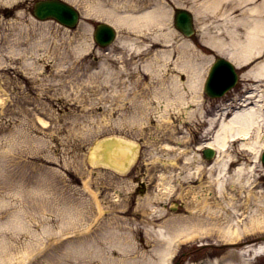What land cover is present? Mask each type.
Instances as JSON below:
<instances>
[{
	"label": "rangeland",
	"instance_id": "rangeland-1",
	"mask_svg": "<svg viewBox=\"0 0 264 264\" xmlns=\"http://www.w3.org/2000/svg\"><path fill=\"white\" fill-rule=\"evenodd\" d=\"M143 1L138 0L137 3L142 5ZM199 1L162 0L167 11L157 29L174 30L171 40L174 41V62L179 53L178 46L189 39L173 28L172 7L188 8ZM32 3L33 0L0 2V8H12L9 16L0 12V264H21L19 258L23 246L42 239L47 234L45 226L52 228L49 240L54 244L67 238L93 239L105 231L111 236L114 230L120 239L133 241L136 251L151 253L152 248L163 241L166 230L162 224L166 218L180 216L179 219L189 220L194 212L203 226L206 223L202 219L208 217L207 207L210 206L217 209V215L228 209V221L222 214L224 221L219 220L222 222L220 225L228 222L231 227L252 221L248 209L249 204H253V197L246 202L242 183L228 182L224 196H212L214 190H209L207 206L200 209L203 190L194 194L188 188L192 185L198 189V181L185 182L182 188L175 189L176 192L174 186H170L177 185V175L174 174L180 170V167L174 169L169 165L174 160V146H187L186 155L191 157L195 154L194 161L202 159L207 163L198 148L203 141L202 117L184 113L185 109H196V102L189 100L186 108L181 107L170 116L159 117L169 112V106L164 103L165 94L158 97L155 95L158 86L153 91L147 86L154 84L156 79L159 86L162 83L168 92L174 93L168 83V78L173 75L185 93L189 90L185 82L186 73L173 68L170 57L167 60L161 57L160 69L150 77L135 66V59L138 58V62L143 60L144 54L139 53L135 57L133 54L129 58L127 46L131 44L120 40L126 34L134 37L133 31L127 33L126 28L119 29V41L107 51H98L91 47L92 23L104 16H85L83 13L79 26L69 30L52 19L42 21L33 18L30 13ZM76 6L83 11L82 5ZM124 10V7L120 8V11ZM194 20L199 32L208 23H220L218 17L209 21L205 13L199 18L196 15ZM155 30L152 28V32ZM127 39L132 41L130 37ZM171 41L161 43L166 47ZM151 42L147 40L148 45ZM134 44L138 45L137 42ZM240 82L213 100L205 99L202 93V109L238 94L242 87L253 81L245 79ZM143 97L148 101L145 106L139 104ZM135 100H138L137 108L132 103ZM172 105L170 107L174 108V103ZM262 107L264 111V105ZM136 109L145 113L143 122L139 124L131 123L129 118ZM174 124L179 127L176 135L181 138L187 136L188 142H176ZM109 136L138 145L136 159L123 171L107 168L103 162L96 163L90 159L95 143ZM241 142L242 139L234 142L233 148ZM166 144L173 149L165 148ZM152 148L160 159H154L155 155L150 152ZM238 151L241 160L254 161L255 152L249 149ZM233 158L237 155L234 154ZM183 160L184 157L180 162ZM255 168L248 173H258V184H264L263 166L258 163ZM180 171L178 177L187 173L185 168ZM138 180L146 186L142 194L135 189ZM233 182L234 186L231 185ZM94 191L103 207L101 214L96 210ZM156 192L158 195L154 201L152 199V207L161 212L157 218L153 216L155 212L151 203L144 201V197L155 196ZM50 194L54 202L47 205ZM174 200L181 203L178 208L170 206ZM163 201H168L169 207L160 206ZM159 210L155 211L159 213ZM110 222L114 223L109 226ZM132 226L135 228H128ZM61 229L64 231L59 233ZM128 229L133 232H128ZM69 231L72 232L67 233ZM152 231L157 237L151 234ZM222 241L217 234L203 238L186 236L177 244L174 253L180 261L190 264L196 256L211 258L227 250L221 247ZM57 251L54 252L55 257L62 254L63 246ZM109 254L117 257L119 250H111ZM35 258L31 253L24 264H35ZM260 258L258 262L263 263L264 257ZM58 259L61 264L62 259Z\"/></svg>",
	"mask_w": 264,
	"mask_h": 264
},
{
	"label": "bare ground",
	"instance_id": "bare-ground-1",
	"mask_svg": "<svg viewBox=\"0 0 264 264\" xmlns=\"http://www.w3.org/2000/svg\"><path fill=\"white\" fill-rule=\"evenodd\" d=\"M1 1L3 0H0V2ZM80 1L84 6V14H90L92 16L104 15L103 18L110 20L117 28H126L127 33L134 32H132L134 37L126 34L124 36L122 35L120 39L127 44H131L127 46V49L131 51V56L129 58L139 51V46L142 44V41L148 38L161 42L170 41L172 39V30L164 31L161 28L157 29V26L154 27V30L156 29L155 31L152 32L151 29L152 21L155 25H161L166 15L167 10L160 0L151 3V0H145L150 4H146L143 9L142 6H138V3H135L134 0H122L120 2L115 0L117 2L109 5L98 0ZM119 3H122L121 7L124 5L128 8L125 7L123 12H118L117 7ZM191 6H193L198 18L202 13H205L208 20L214 17L220 19V23L216 25L208 23V26L201 30L200 39L202 42L204 41L214 46L218 52L225 54L236 66L252 62V64L241 73V76L253 80L254 89L253 91L250 90L243 98L238 97V100L234 102L235 106L229 113H214L204 119L206 121V128L203 135H205L207 139L202 142L200 146H210L216 150V156L211 163H203L202 159H200V161H194L196 157L195 154L191 155V157L186 155L188 152L187 146H174V169L177 167H180V170L182 168L187 169V173L182 177H178L181 173L180 170L175 172L174 175H177V185H174V191L176 188H182L185 182L190 183L193 180L198 181V189L192 185H189L188 188L194 194L199 192V190H203L201 192L203 198L200 201V203H202V206H199L200 209L203 206H207L208 194L211 192L209 190H214L212 196H224L226 194L228 182L234 181L242 183L241 187L245 188L246 202L251 197L255 200L251 207L253 211V213H251V218L253 221L249 222V225H253L245 230L237 229L239 226L230 227L228 222L226 225H220L222 222H219V220H223L222 214L225 216V221H228V209H225L223 213L217 215V209L215 210L208 206V217L206 218L203 216L206 220L202 219L206 225L203 224L202 226L200 224L201 220L195 216L194 212L189 220L184 218L179 219L180 217H178L174 218L171 222H166L164 228L167 232V236L164 234V237L161 239L163 241L153 247L151 253L136 251L138 249L133 241L120 239V235L114 230L111 231V236L107 234L108 231H105L106 233L104 232L100 237H95L93 239L79 237L69 239L65 242L63 241V243L54 244L49 240V234L52 228H50V226H45L46 228L44 227V231L47 234L43 236L42 239L39 240L41 237L39 236L37 238L39 241L30 242L23 246L24 249L21 251L19 258V262H22L21 264H24L25 258L28 255L31 253L38 254L41 249H44V251L41 258L36 257L34 261L35 264H59L57 262L58 258L62 259V261H60L61 264H166L168 256L173 251V242L175 245L177 242L175 241L176 238L178 239L182 233H185L186 236H199L200 238L216 234L218 238H231L234 234L239 235L245 232H258L264 229V187L256 184L255 181H257L259 177L248 173L251 170H255V166L252 164L253 159L249 162L233 159L234 154L238 156V150L240 149H249L252 153L255 152V158L258 159L260 148L264 142V111L262 110V105H264V0H201L198 4H191ZM169 36L170 39H168ZM128 37L132 38V41H128ZM134 42H137L138 45H135ZM183 44L185 45L178 46L179 54L175 62L174 44H170V48H164L155 53L153 57L146 60L142 68L150 75V73L156 71L157 67L160 68L161 61L158 59L159 57H163L166 60L170 57L173 68L175 67L178 71L186 72V83L189 90L185 93L176 82L177 77L171 75V77L168 78V83L174 93L171 91L168 92L166 86L160 83L161 86H159V90L155 95L160 97L165 94V105L170 108L174 103V110L180 109L181 107L186 108L185 104L188 103L189 100L196 102L200 110V97L198 95L200 91L198 90V86L203 79L204 71L211 61V55L203 53L202 50L194 48L189 43ZM81 45L83 46L82 42ZM251 96L254 98H250ZM1 97L2 96H0V99ZM133 97L134 96H132L131 99L132 101ZM134 102L132 103L134 107L137 108L136 105L138 104L136 102H138V100ZM139 104L145 106L148 104V101H139ZM131 105L132 104L129 106ZM184 113L188 116L198 114L197 111H189V109H185ZM199 114L202 115V109L199 111ZM144 115V111H137L136 109L129 118L131 123L139 124L143 122ZM164 115L165 114H161L159 117ZM178 130L179 127L174 124V139L178 143L182 141L186 142L188 140L187 136L183 135V138H181L175 135ZM235 137L242 138V142L240 145H236L233 148L234 143H231L230 140ZM244 138L248 139L245 140ZM164 147L173 149L170 148L168 144ZM137 149L138 145L128 140L111 138V140L97 141L91 150L90 159L97 163H101L99 161L102 160L107 168L110 167L123 171L127 164L135 159ZM150 152L155 155V160L160 159L156 150L152 148ZM198 155L197 153V158L199 159ZM182 157H184L185 160L180 162ZM233 163L235 164L234 167H232ZM191 168H193V170ZM234 182L231 184L232 186L235 185ZM47 193H50L49 189H47ZM92 195L96 203V210L101 214L103 212V207L100 200L97 199V193L94 191ZM154 195L155 196H151L152 198L147 195L144 197V201H146V203H148V201L151 203L153 198H157L156 195H158V192ZM53 202L54 198L52 194L48 195L47 205H51ZM183 220L189 221V223H182L184 222ZM113 223L114 222H112V224ZM108 224L110 226L111 222ZM128 228L133 229L135 227L132 226ZM129 229L128 232H133L129 231ZM59 231V233H61L64 230L61 229ZM160 231L162 230L160 229ZM70 232L72 231L67 233ZM104 234L105 237L102 238ZM61 246H63L64 251L61 255L55 257L54 252H58L57 250H59ZM114 249L119 250V255L117 257H112L109 254L110 251ZM252 252L255 256L262 254L264 252V242L247 244L237 249L232 248L229 254L225 256L222 261L220 260L219 263L218 258H214L205 260L201 264H250L243 258V255Z\"/></svg>",
	"mask_w": 264,
	"mask_h": 264
},
{
	"label": "water",
	"instance_id": "water-1",
	"mask_svg": "<svg viewBox=\"0 0 264 264\" xmlns=\"http://www.w3.org/2000/svg\"><path fill=\"white\" fill-rule=\"evenodd\" d=\"M36 16L39 18H44L47 16H53L60 22L66 21V12H71V9L68 6H65L62 2L58 0H38L34 5V10ZM175 26L179 29H181L185 34H189L192 31L191 28V16L187 10L184 9H177L175 12ZM99 26H106L105 24H101ZM98 28V27H97ZM102 33H108L110 34V29L105 27L102 31L99 32V29L96 31V38H98ZM226 66L229 69H232L231 65L222 59L219 60V62L215 65L211 77L209 78V84H208V92H211V85L217 81V76L219 72L216 71L217 69H220L221 67ZM210 87V88H209ZM210 150L205 151V155H208V152Z\"/></svg>",
	"mask_w": 264,
	"mask_h": 264
}]
</instances>
